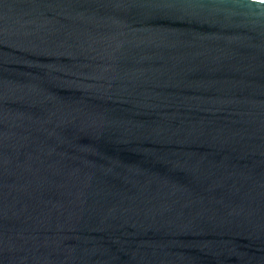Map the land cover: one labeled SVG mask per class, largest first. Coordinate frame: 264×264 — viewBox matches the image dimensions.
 Segmentation results:
<instances>
[{
    "label": "water",
    "instance_id": "water-1",
    "mask_svg": "<svg viewBox=\"0 0 264 264\" xmlns=\"http://www.w3.org/2000/svg\"><path fill=\"white\" fill-rule=\"evenodd\" d=\"M0 264H264V0H0Z\"/></svg>",
    "mask_w": 264,
    "mask_h": 264
}]
</instances>
